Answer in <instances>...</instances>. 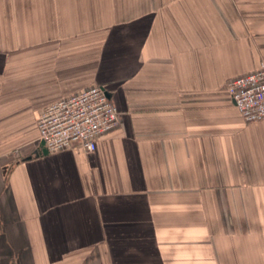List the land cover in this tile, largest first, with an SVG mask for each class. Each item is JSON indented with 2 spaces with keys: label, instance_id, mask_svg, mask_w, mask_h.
Segmentation results:
<instances>
[{
  "label": "crops",
  "instance_id": "obj_1",
  "mask_svg": "<svg viewBox=\"0 0 264 264\" xmlns=\"http://www.w3.org/2000/svg\"><path fill=\"white\" fill-rule=\"evenodd\" d=\"M264 0H0V264H264ZM100 85L119 123L51 153L38 118Z\"/></svg>",
  "mask_w": 264,
  "mask_h": 264
},
{
  "label": "built area",
  "instance_id": "obj_2",
  "mask_svg": "<svg viewBox=\"0 0 264 264\" xmlns=\"http://www.w3.org/2000/svg\"><path fill=\"white\" fill-rule=\"evenodd\" d=\"M227 89L246 122L264 120V62L255 71L230 79ZM119 116L107 90L93 85L46 105L38 118L39 141L51 153L74 145L91 152L98 137L118 125Z\"/></svg>",
  "mask_w": 264,
  "mask_h": 264
}]
</instances>
